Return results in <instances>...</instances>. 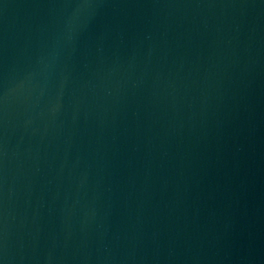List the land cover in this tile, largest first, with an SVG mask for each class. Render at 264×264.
I'll use <instances>...</instances> for the list:
<instances>
[{
	"label": "water",
	"instance_id": "95a60500",
	"mask_svg": "<svg viewBox=\"0 0 264 264\" xmlns=\"http://www.w3.org/2000/svg\"><path fill=\"white\" fill-rule=\"evenodd\" d=\"M0 264H264V0H0Z\"/></svg>",
	"mask_w": 264,
	"mask_h": 264
}]
</instances>
